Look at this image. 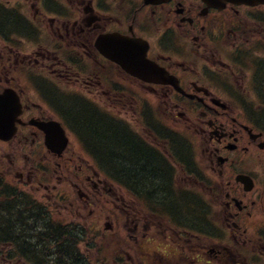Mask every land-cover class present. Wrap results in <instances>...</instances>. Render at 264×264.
Here are the masks:
<instances>
[{"label": "flooded vegetation", "instance_id": "1", "mask_svg": "<svg viewBox=\"0 0 264 264\" xmlns=\"http://www.w3.org/2000/svg\"><path fill=\"white\" fill-rule=\"evenodd\" d=\"M4 92L16 130L0 139V178L77 234L120 223L156 264H260L264 4L0 0ZM88 119L149 150L168 193L117 175Z\"/></svg>", "mask_w": 264, "mask_h": 264}, {"label": "trees", "instance_id": "2", "mask_svg": "<svg viewBox=\"0 0 264 264\" xmlns=\"http://www.w3.org/2000/svg\"><path fill=\"white\" fill-rule=\"evenodd\" d=\"M80 126L89 138L92 136L94 140L97 139V147L107 163L117 170V175L120 174L144 190L158 191L161 196L168 193V187L158 186L160 178L154 171L158 166L156 162H151L155 157L136 139L127 134L115 136L92 119ZM0 190V248L13 243L18 255L35 263L47 257L54 259L53 264H82L72 241L68 242L70 233L62 229L58 231L57 226L49 224V221H41L42 218L37 219L42 210L25 194L7 190L2 185ZM29 223L44 225L43 230L35 233L40 229H35V226L29 228Z\"/></svg>", "mask_w": 264, "mask_h": 264}, {"label": "rangeland", "instance_id": "3", "mask_svg": "<svg viewBox=\"0 0 264 264\" xmlns=\"http://www.w3.org/2000/svg\"><path fill=\"white\" fill-rule=\"evenodd\" d=\"M89 120V119H88ZM87 120V121H88ZM100 120V119H99ZM93 121H95V123L97 122L96 120H93ZM199 191L198 192H200L201 194H203L204 196H207L206 195V192H204V190H201V189H198ZM130 208V210H131V212H134L135 211V209H136V205H134L133 207H129ZM52 217H54V216H52ZM69 222V221H68ZM104 220L101 218V220H100V224L102 225V228H103V225H104ZM118 225H119V227H118V230H119V233L120 234H123V228L120 226V223H118ZM82 241H84L85 240V242H88L87 243V245H89V244H95L96 246L98 245V244H100V242H101V238H99V236L97 237V238H95V239H91L90 240V236H87V235H85V234H83L82 235ZM80 239V240H81ZM94 242V243H93ZM259 243L258 242H256L255 243V246H254V250H255V252H258L259 253V251H260V246L258 245ZM95 245H94V247H95ZM258 245V246H257ZM9 247V246H8ZM3 248V250L4 251H6L7 253L6 254H8V252H10L11 250H10V248ZM82 247L84 248V245H82ZM97 252H101V251H99V250H97ZM20 257H22L21 255H20ZM23 258V257H22ZM0 259H2V257H1V255H0ZM97 259H99L100 261H101V263H106V264H113L112 263V259H101L100 257H99V255H97ZM3 262H5V261H3ZM22 262V261H21ZM21 262H19V264H25V263H21ZM258 263H262L263 264V262H264V257H261V258H259V260L257 261ZM0 264H4V263H2L1 261H0Z\"/></svg>", "mask_w": 264, "mask_h": 264}, {"label": "water", "instance_id": "4", "mask_svg": "<svg viewBox=\"0 0 264 264\" xmlns=\"http://www.w3.org/2000/svg\"><path fill=\"white\" fill-rule=\"evenodd\" d=\"M134 69H131V71H133ZM138 76L139 77H141V78H146V77H150L151 76V74H149V73H146L145 71H143L142 73H139L138 74ZM252 188H253V186H246V190H248V191H251L252 190Z\"/></svg>", "mask_w": 264, "mask_h": 264}]
</instances>
